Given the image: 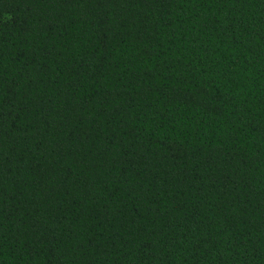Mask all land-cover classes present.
Here are the masks:
<instances>
[{
    "label": "trees",
    "instance_id": "1",
    "mask_svg": "<svg viewBox=\"0 0 264 264\" xmlns=\"http://www.w3.org/2000/svg\"><path fill=\"white\" fill-rule=\"evenodd\" d=\"M0 264H264V0H0Z\"/></svg>",
    "mask_w": 264,
    "mask_h": 264
}]
</instances>
